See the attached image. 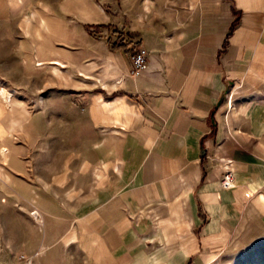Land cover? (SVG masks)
Here are the masks:
<instances>
[{"label": "crops", "instance_id": "0c3cea01", "mask_svg": "<svg viewBox=\"0 0 264 264\" xmlns=\"http://www.w3.org/2000/svg\"><path fill=\"white\" fill-rule=\"evenodd\" d=\"M78 8L74 15L85 34L82 55L58 50L47 56L49 63L63 62L85 79H74L72 87L62 85L61 78L56 86L68 92L79 123L72 194L66 192V156L45 153L42 194L23 197L43 204L42 241L35 246L32 237L11 238L0 224V264H19L22 254L33 256L37 250L34 264H98L94 252L103 246L107 257L101 264H129V235H154L159 219L178 218L196 238L195 253L191 237L176 256L180 262L188 258L187 264L199 251L203 255L205 228L222 215L225 201L234 211L243 197L264 193L258 185L264 167L249 179L258 185L256 191L249 183L244 194L236 187L240 195L236 188L220 187L227 163L244 174L243 140L254 139V154L264 163V115L254 114L257 107L264 110V0H87ZM118 37L130 44L127 53L111 50ZM135 44L146 56L136 73ZM232 90L235 104L227 111ZM245 97L255 102L240 104ZM42 104L47 115L66 121L65 99L46 98ZM2 147L8 149L6 163L0 154L4 166L26 169L20 153L0 139ZM68 200L78 204L70 212ZM205 217L211 220L206 223ZM196 229L202 231L201 246ZM167 250L177 253L178 244ZM140 258L137 264H157V259Z\"/></svg>", "mask_w": 264, "mask_h": 264}, {"label": "rangeland", "instance_id": "374dc122", "mask_svg": "<svg viewBox=\"0 0 264 264\" xmlns=\"http://www.w3.org/2000/svg\"><path fill=\"white\" fill-rule=\"evenodd\" d=\"M86 3L87 0H0V90L14 93L11 98L12 107L9 108L0 101V127L2 125L3 128V136L0 135V139L3 144H8L13 152L17 150L26 164L25 170L14 172L9 164L4 166L0 161V224L11 238L24 241L26 237H32L35 246L42 241L43 204L40 201L26 202L23 197L41 196V180L46 178V172L43 171V155L47 152H50V156H54L55 159L59 153H64L66 156V192L72 194L76 169L74 152L79 149L77 145L79 123L76 122L73 108L68 103V92L57 89L56 86L61 85V78L65 80V84L62 85L72 87L75 86L74 79L78 82L85 80L80 75H73V71L63 62H60L62 67H57L54 62L49 63L47 56H52L53 52L58 50L72 55H82L80 45H84L85 34L80 26V20L74 14L80 4ZM40 21L44 23V28ZM48 21L50 26H47ZM58 22H64L65 28L59 30ZM83 28L92 37L93 32L88 31L85 26ZM96 36L93 33V38ZM58 38L63 42H57ZM37 61L42 63L41 67H36ZM84 66H89V61H84ZM235 93L236 91L232 90L226 98L227 111L233 110ZM72 95L69 94L71 101ZM46 98L55 99L60 103L66 100L65 122L59 123L57 115H47L42 104ZM245 98L239 103L255 102L253 99ZM51 110L54 111L55 107H51ZM257 111L258 113L254 111L253 113L258 116L264 115V110L257 107ZM77 120L79 121V116ZM256 125L254 122L253 126ZM254 151V139L243 140L240 155L243 176L234 172L233 165L227 163L225 167L226 173L232 172L235 175L237 182L234 183V175H232L231 184L243 188V194L245 188L253 187L256 191L258 185L264 187V181L258 185L249 183L250 177L257 174L259 167H264V163L256 158ZM11 180L17 181L18 185H12ZM222 180L223 178L220 187L224 188ZM240 191L241 189L236 188L234 192L240 195L238 194ZM261 197L264 198V193H258L251 200L243 197V202L246 200L247 203H243L240 199V202L234 206V211L231 204L225 201L222 215L212 220L205 228L203 255L199 251L187 264H264V200H261ZM257 198H260V203L255 202ZM65 205L67 212H70L78 204L68 200ZM208 208L210 211L213 210L211 205ZM34 212H38L40 218L38 216L36 220L33 219L30 214ZM205 219L206 223L211 220L206 217ZM217 220L223 222L224 226L219 225ZM157 225L158 229L154 235L128 236L126 242L129 247L127 254L129 264H137L141 261L140 257L151 259L150 261L157 259V264H184L188 258L180 262L176 256L181 251V247L190 245L191 237L195 239L193 253L197 251L196 238L189 233L186 220L159 219ZM225 226L231 233H227ZM30 227L33 228L32 234ZM173 230L178 231V234L166 233ZM196 237L201 246L200 229H196ZM173 242L178 244V252L165 251L172 247ZM93 243L96 244L95 240ZM38 253L40 250L35 251L33 256L26 254L22 256L33 260ZM69 253L73 252L69 251ZM94 257L96 262L101 264L107 257L105 247L103 246L102 251L96 248Z\"/></svg>", "mask_w": 264, "mask_h": 264}, {"label": "built area", "instance_id": "2783aa9c", "mask_svg": "<svg viewBox=\"0 0 264 264\" xmlns=\"http://www.w3.org/2000/svg\"><path fill=\"white\" fill-rule=\"evenodd\" d=\"M132 68L136 73L140 71L146 64V56L140 48H138L131 56ZM223 187L230 189L232 183V175L230 172H227L222 180ZM33 219L36 220L34 213L30 214ZM19 264H32V259L21 256Z\"/></svg>", "mask_w": 264, "mask_h": 264}, {"label": "bare ground", "instance_id": "6f19581e", "mask_svg": "<svg viewBox=\"0 0 264 264\" xmlns=\"http://www.w3.org/2000/svg\"><path fill=\"white\" fill-rule=\"evenodd\" d=\"M43 21V20H42ZM42 21H40V23H43ZM28 21L26 22V26L28 27ZM30 27V26H29ZM43 28H44V23H43V26H42ZM45 27H47V26H45ZM26 30L28 31V29L26 28ZM46 31V30H45ZM55 65L57 66V67H62V64L60 63V62H55ZM42 66V63L40 62V61H37V63H36V67H41ZM14 95V93L13 92H10V93H8L7 91H5L4 89H1L0 90V101L2 102H4L5 104H7V106H9V108L10 107H12V101H11V98H12V96ZM0 154H1V156H2V159H3V161H4V163H6L7 162V154H8V149H6V148H2V150L0 151ZM241 180H243V179H241ZM244 186V185H243ZM235 189L236 188V184H231V187H230V189ZM243 192L244 193H246L247 192V189H244L243 190ZM249 192V191H248ZM225 198L226 199H228L229 198V195H228V192H226L225 193ZM260 199V198H259ZM258 198L255 200V202L256 203H260V200H259ZM261 200H264V198L263 197H261ZM264 202V201H263ZM245 203H247V202H245ZM244 205V204H243ZM34 215H35V218H37L38 217V214L36 213V212H34ZM189 250H186L185 251V254L186 255H189Z\"/></svg>", "mask_w": 264, "mask_h": 264}, {"label": "trees", "instance_id": "16d2710c", "mask_svg": "<svg viewBox=\"0 0 264 264\" xmlns=\"http://www.w3.org/2000/svg\"><path fill=\"white\" fill-rule=\"evenodd\" d=\"M100 27V26H98ZM89 29V28H88ZM95 33V32H94ZM111 50L112 51H124L125 53L128 52V48H130V44H125L120 37L116 38L114 41L110 42ZM132 47V50H137L138 45L135 44Z\"/></svg>", "mask_w": 264, "mask_h": 264}]
</instances>
